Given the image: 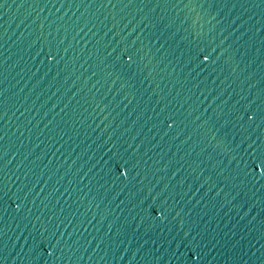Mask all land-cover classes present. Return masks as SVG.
Segmentation results:
<instances>
[{"label":"water","instance_id":"obj_1","mask_svg":"<svg viewBox=\"0 0 264 264\" xmlns=\"http://www.w3.org/2000/svg\"><path fill=\"white\" fill-rule=\"evenodd\" d=\"M0 264H264V0H0Z\"/></svg>","mask_w":264,"mask_h":264}]
</instances>
